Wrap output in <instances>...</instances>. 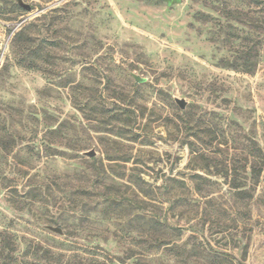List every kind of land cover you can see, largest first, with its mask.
Instances as JSON below:
<instances>
[{
    "label": "rangeland",
    "instance_id": "obj_1",
    "mask_svg": "<svg viewBox=\"0 0 264 264\" xmlns=\"http://www.w3.org/2000/svg\"><path fill=\"white\" fill-rule=\"evenodd\" d=\"M0 264H264V0H0Z\"/></svg>",
    "mask_w": 264,
    "mask_h": 264
},
{
    "label": "water",
    "instance_id": "obj_2",
    "mask_svg": "<svg viewBox=\"0 0 264 264\" xmlns=\"http://www.w3.org/2000/svg\"><path fill=\"white\" fill-rule=\"evenodd\" d=\"M165 1L169 2L170 4H174V3L180 2L181 0H165ZM135 78L139 82L144 81V79L141 78V77H139L138 75H135ZM177 103L179 104V106L181 108H185V106H186V102H185L184 99H177ZM88 155L93 156L94 155V152H89ZM57 231H60V229H57Z\"/></svg>",
    "mask_w": 264,
    "mask_h": 264
},
{
    "label": "trees",
    "instance_id": "obj_3",
    "mask_svg": "<svg viewBox=\"0 0 264 264\" xmlns=\"http://www.w3.org/2000/svg\"><path fill=\"white\" fill-rule=\"evenodd\" d=\"M261 156V155H260Z\"/></svg>",
    "mask_w": 264,
    "mask_h": 264
}]
</instances>
